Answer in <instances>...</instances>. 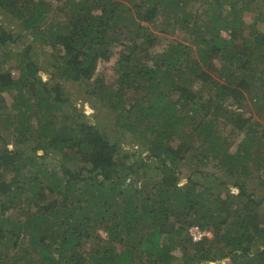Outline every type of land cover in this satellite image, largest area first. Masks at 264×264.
<instances>
[{"label":"trees","instance_id":"16d2710c","mask_svg":"<svg viewBox=\"0 0 264 264\" xmlns=\"http://www.w3.org/2000/svg\"><path fill=\"white\" fill-rule=\"evenodd\" d=\"M193 1L0 0V264H172L176 251L180 264H264V196L243 179L264 170V126L240 112L249 98L264 121V0H200L209 21L190 44L154 51L156 26L197 23ZM28 37L61 52L53 73ZM101 62L117 87L93 78ZM69 84L137 147L84 119ZM193 226L209 235L192 242Z\"/></svg>","mask_w":264,"mask_h":264},{"label":"rangeland","instance_id":"374dc122","mask_svg":"<svg viewBox=\"0 0 264 264\" xmlns=\"http://www.w3.org/2000/svg\"><path fill=\"white\" fill-rule=\"evenodd\" d=\"M49 1V0H46ZM190 10L193 12V18H198L197 23L194 26H191L189 28V30H187L186 32H182L178 27L176 26H169V27H165L164 29H166V32H160V30H158V26L155 27L154 32L160 36V38L158 39V43L156 42V48L154 49V51L156 52H160L163 50H167L168 53H173L174 54V47L176 46L177 43L183 42L184 44H190L189 43V39H188V35H190V32L196 31V28H203L205 22L209 21V16L207 13H202L203 11V6L200 5V0H195L193 1ZM50 19V18H49ZM55 21H51L53 25H57L61 22V18L59 19H54ZM7 21V20H6ZM9 21V20H8ZM7 21V28H11L12 31H14L17 28V25L12 21V22H8ZM160 23H162L164 20L162 18H159ZM51 24V23H50ZM10 25V26H9ZM264 31V25L263 24H258L257 25V32L261 33ZM247 32V31H246ZM222 35L227 37V32H223L222 31ZM246 39H250L253 38L251 35L245 37ZM252 40V39H251ZM253 41V40H252ZM27 42L29 44H32L34 47L33 50V54H34V59L35 62H38L40 64V68L41 69H46V71L51 74L55 71L56 69V63L58 64V58L57 56L61 53H58V49H49V48H45L43 46H40L39 44H33V41L31 40V38L28 37ZM240 42V41H239ZM168 48V49H166ZM21 49V45L19 46H13L11 45L10 50H13L14 52H17ZM249 51H245V52H241V57L242 60H245V58L247 57ZM115 55H112L111 59L114 61ZM196 57V56H195ZM56 62V63H55ZM251 64H254L253 60L250 59ZM242 62H239L238 64L240 65ZM215 66L219 67L220 66V62L219 60H215L214 61ZM9 67H12V73L14 75L17 74V72L14 70V66L15 63H9L8 65ZM101 72H104L102 74V80L103 82L113 86V88L117 87L118 83L117 80L119 79V75L114 71V68H112V62H101L99 63V65L97 66L95 75L93 78H96V76L98 74H100ZM217 72H215V74H212L213 77L215 76V78L217 77ZM41 77L44 80L48 79L47 73L41 71L40 72ZM88 82H90L91 80L85 78ZM93 80V79H92ZM69 88L67 89L66 93L71 95V102L72 104H75V109L81 113H85L86 117L84 119H88L91 120L92 119V124H96L99 129L102 131V133L113 137L116 140L119 141H123L124 142V146L127 148L128 146H130L131 148H136L137 144L135 145L134 143H131L134 141V137L132 134H127L125 133L124 135L121 133V135H117L116 128L113 127V125H115L114 120H115V112H110V115H108L106 113V111L108 110L107 107H105L104 103L102 101H100L96 96H93L91 94H88V90L86 89V87L83 84H69ZM193 90H195L198 95L200 93V88L195 85L193 86ZM257 91H259L257 89ZM128 94L131 95V92H128ZM201 95V93H200ZM8 103H10L11 101V97L7 98ZM246 109H242L240 110L241 114H243V116L245 115L248 116V113H252L255 116V120L258 124H261L262 126H264V121L260 120L261 118L257 115L258 112L255 111V109H253V105L252 102L249 101V98H247V102H246ZM65 112H68V106L63 107ZM70 109V107H69ZM71 111V110H70ZM83 119V120H84ZM224 132V131H223ZM221 132V133H223ZM226 133H224L225 135ZM262 133L258 134L256 139L261 138L264 144V140H263V136L261 135ZM262 146V145H261ZM236 150V145L235 143L231 142L230 146H229V152L233 153ZM142 150L139 149V152H141ZM41 154V153H40ZM142 154H144V152H142ZM264 154V147H262V154H260L261 156H263ZM210 167H212V165H210ZM253 166H251L250 169V174L248 176H246V178H243L246 182V188L249 190H254L257 194H261L264 196V188L262 187V190L260 189V186L262 185L261 180L264 179V170H254V168H252ZM187 174V173H184ZM227 180H229L227 178ZM231 182H233V179H230ZM232 192L236 193L237 189L232 188L231 189ZM260 192V193H259ZM261 213L262 215H264V205L261 207ZM262 220H264V218H262ZM262 224H264V221L262 222ZM264 227V225H263ZM102 236L104 238H106V234L102 231ZM106 241V240H105ZM100 243V242H99ZM89 246H92L93 243H89ZM100 245L102 246H110L109 243L107 242H101ZM25 246H27V243L25 244ZM1 252V250H0ZM186 254L183 252H179L176 251L174 253V259L172 261V264H180L182 262V260H184V256Z\"/></svg>","mask_w":264,"mask_h":264},{"label":"built area","instance_id":"2783aa9c","mask_svg":"<svg viewBox=\"0 0 264 264\" xmlns=\"http://www.w3.org/2000/svg\"><path fill=\"white\" fill-rule=\"evenodd\" d=\"M190 235L193 239V241H198L199 239L202 238V236L204 235V233H202L198 227H193L191 230H190Z\"/></svg>","mask_w":264,"mask_h":264},{"label":"clouds","instance_id":"9594fccd","mask_svg":"<svg viewBox=\"0 0 264 264\" xmlns=\"http://www.w3.org/2000/svg\"><path fill=\"white\" fill-rule=\"evenodd\" d=\"M193 227H196V226H193ZM193 227H191L189 230H188V234L190 235V230L193 228ZM199 229V228H198ZM200 230V229H199ZM202 233H204V235L202 236V238L201 239H199V240H202L204 237H206V236H208L209 235V233L208 232H206V231H202V230H200ZM190 237H191V235H190ZM198 240V241H199ZM191 241L192 242H198V241H193V239H192V237H191Z\"/></svg>","mask_w":264,"mask_h":264}]
</instances>
